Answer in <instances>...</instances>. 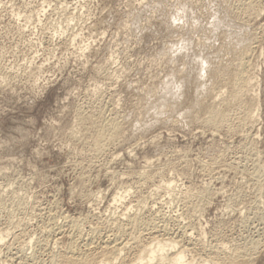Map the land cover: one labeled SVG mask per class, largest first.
<instances>
[{
  "label": "rangeland",
  "instance_id": "rangeland-1",
  "mask_svg": "<svg viewBox=\"0 0 264 264\" xmlns=\"http://www.w3.org/2000/svg\"><path fill=\"white\" fill-rule=\"evenodd\" d=\"M244 1L0 0V263L51 264L71 218L93 244L130 223L114 264H142L185 229L187 261L221 243L220 257L249 248L241 264H264V0ZM248 43L253 82L238 102L253 117L240 123L221 84ZM209 103L232 106L229 119L207 125ZM99 113L120 125L103 150L88 124Z\"/></svg>",
  "mask_w": 264,
  "mask_h": 264
},
{
  "label": "bare ground",
  "instance_id": "bare-ground-1",
  "mask_svg": "<svg viewBox=\"0 0 264 264\" xmlns=\"http://www.w3.org/2000/svg\"><path fill=\"white\" fill-rule=\"evenodd\" d=\"M249 1V0H248ZM247 1V2H248ZM245 2V5H246V0L244 1ZM254 2H256L254 0ZM253 2V3H254ZM243 3V2H242ZM259 3V2H258ZM255 4L253 5L252 4V1L245 6L243 7L245 10H255ZM259 6V5H257ZM257 6H256V9H257ZM243 10V9H242ZM250 11V12H251ZM245 12V11H243ZM255 12V11H253ZM252 12V13H253ZM249 13V12H248ZM239 15V14H236V16ZM251 15V14H250ZM252 35V33H251ZM255 37V35H254ZM252 38V37H251ZM256 38V37H255ZM254 39V38H253ZM249 44V43H248ZM252 47L249 45H243V47H241L240 50L236 51L235 53H233V58L231 61H229L228 64H230L229 68H226L224 67L223 70L226 71V74H227V77L226 78H223V81H222V84L221 86L222 87H225L227 88L228 90V96H226V99L224 97L223 102L224 103V100H227L228 103H230V100H234V102H236L239 107V105H242L240 107H242L241 109H244V114L239 118V122L242 123V122H245L246 120L249 121L248 119H252L253 115H252V111H248V109H246L248 106H249V101L248 100H243L244 102H238V98L245 92L246 88L249 87L251 84H252V77H250L247 73V70L249 68V51ZM234 50V49H233ZM206 59V58H205ZM193 63H194V60H192ZM197 62V61H196ZM204 62V60H203ZM205 62L208 64V62L205 60ZM212 62V61H211ZM215 62V61H214ZM191 63V64H193ZM210 63V62H209ZM206 64V65H207ZM211 67L213 64H210ZM208 66V65H207ZM209 68H203L201 66V68L203 69H209L210 71H212L211 67L208 66ZM215 71V70H213ZM217 71V70H216ZM208 72V71H207ZM213 73V72H212ZM187 74V73H186ZM210 74V72H209ZM190 74L188 73V76ZM192 75V73H191ZM215 75V74H214ZM216 76V75H215ZM191 77L192 79V76H189V78ZM213 77V76H212ZM212 79V78H211ZM214 80V79H213ZM221 83V82H220ZM220 87V86H219ZM222 91V90H221ZM217 92V91H216ZM252 94V93H251ZM250 94V95H251ZM249 95V94H248ZM249 95V96H250ZM253 95V94H252ZM214 96H216L214 94ZM228 97V98H227ZM212 100V99H211ZM219 102V105L220 103ZM232 102V101H231ZM208 103V102H207ZM226 103V102H225ZM224 103V104H225ZM207 105V104H206ZM217 106V104H215ZM232 105V103H231ZM230 105V106H231ZM106 106V105H105ZM114 106V105H112ZM214 106L213 103L208 105L207 107V117H205L204 121L207 125H210L212 127H217L218 124L224 122L225 120L229 119V115L230 113H228L230 110H231V107L230 109L228 110V106L225 107H219V106ZM103 107V106H102ZM237 107V108H238ZM227 108V109H226ZM236 108V109H237ZM235 111V110H234ZM103 112V111H102ZM92 114V113H91ZM100 115L103 114V113H99ZM97 115V118H95L93 120V117L91 119V122L88 123V124H92V127H93V130H95V135H94V145L96 147V149H102V147L106 144V142L108 141H113V140H116L118 138V133H119V121H117L116 119L114 118H105L103 117V115ZM91 116V115H90ZM88 116V117H90ZM112 116V115H111ZM115 115H113L114 117ZM80 117V116H79ZM83 117V116H82ZM81 117V122L82 121H86L84 118ZM87 117V115H86ZM85 117V118H86ZM116 117V116H115ZM84 119V120H82ZM89 119V118H87ZM238 119V118H237ZM90 120V119H89ZM88 121V120H87ZM86 123V124H87ZM83 124V123H82ZM81 124V125H82ZM85 126V125H84ZM90 127V125H88ZM86 128V127H85ZM95 128V129H94ZM90 131V130H89ZM103 150V149H102ZM170 183V182H169ZM168 184H165V187L168 188L170 185ZM126 192V191H125ZM121 195V194H120ZM117 196L115 197L114 199L118 200L119 198L121 197H124L123 196ZM112 199V198H111ZM115 200V201H116ZM121 202V201H120ZM135 214V213H134ZM132 216V215H131ZM130 216V217H131ZM63 217V216H62ZM129 217V216H128ZM129 217V218H130ZM140 217V216H138ZM151 217V216H150ZM154 217V215H153ZM66 218V217H65ZM143 218V217H142ZM177 218V217H176ZM79 219V218H78ZM139 219V220H138ZM133 218L132 217V222H131V225H136V224H139V223H142V225H146L147 229L150 227H148L147 225H151V228L154 229L153 231L155 232L156 231V234L157 232H161V234H172L174 233L173 231H171V227L168 226V224L165 222V221H161V224H157L155 222L154 219V222L151 220V218L149 219H146L145 220H140V218ZM131 220V219H130ZM66 221H68L70 223V226L72 227V230L74 231V235L75 237L72 238V240L70 242H68L67 244V247H66V250L65 252L62 254V255H58V256H55V255H51L50 257V261H51V264H114V260L116 258H118V256H120L119 254L121 253V250H123L124 248V241L126 237H121V235L127 233V230L130 229H127L129 224L127 225H123L122 223L118 224L117 227L115 228V230L111 233V234H108V236L103 240L101 241L99 244L96 243V244H93L94 240H93V234H86V233H82L80 232L79 230V226H78V221L76 219H66ZM121 222V221H119ZM127 222V221H126ZM129 222V221H128ZM45 223V222H44ZM91 224V223H90ZM172 224V223H171ZM187 224V223H186ZM116 225V224H115ZM130 225V226H131ZM141 225V224H139ZM96 226V225H95ZM181 226V225H179ZM82 227V226H81ZM115 227V226H114ZM132 227V226H131ZM134 227V226H133ZM139 227V226H138ZM176 227V226H175ZM145 228V226H144ZM8 229V228H7ZM50 229V227L48 228ZM57 229V228H56ZM55 229V230H56ZM134 229V228H133ZM150 229V228H149ZM150 229V230H152ZM178 229V227H177ZM181 229V227H180ZM184 229V228H183ZM58 230V229H57ZM82 230V229H81ZM112 230V229H111ZM149 230V235H151L152 237V240L153 238L155 237V233H153V231H150ZM176 230V229H175ZM186 230V229H185ZM182 231L179 235V240H176V238L178 239V237L176 236V238L172 237L171 236H168L167 237V240L165 239L164 237V241L162 238L157 239L155 241V244L152 245V246H149V245H146V246H149L148 248H144L145 245L141 248L145 251V255H137L136 259L138 260V263H141L142 260L145 259V261L142 263V264H151V262L154 260L155 264H194L192 263L191 261H187L185 259V251L188 250L189 246H190V237L189 235L190 234H187L186 231ZM93 233L96 231L93 229L92 230ZM132 231V230H131ZM144 231V229H143ZM177 232V231H175ZM56 233V231H55ZM68 233V232H67ZM133 233V232H132ZM131 233V234H132ZM190 233V232H189ZM57 234H60L57 232ZM86 234V235H84ZM105 234V233H104ZM159 234V233H158ZM159 234V235H161ZM176 234V233H175ZM107 235V234H106ZM126 235V234H125ZM146 235V234H145ZM174 235V234H173ZM177 235V234H176ZM14 236V235H13ZM95 236V234H94ZM1 237V236H0ZM5 237V236H4ZM3 237V238H4ZM79 238V240H78ZM121 238H123L122 240H120ZM150 238V237H149ZM156 239V238H154ZM257 239V238H256ZM96 240V238H95ZM127 240V239H126ZM151 240V239H150ZM168 241L169 243L168 244H173L172 246H175L174 244H179L180 243V246H179V249L173 251V252H169L167 250V248L165 249L164 245H166L167 243L165 242ZM128 242V241H127ZM43 243V242H42ZM61 243V242H60ZM152 243V242H151ZM258 243V242H257ZM46 244V243H45ZM57 244V243H56ZM128 244V243H127ZM126 244V245H127ZM149 244V243H148ZM221 244V243H220ZM218 244L216 246H214L215 248L210 251V252H207V258H205V264H209V263H215V264H241V263H248L249 261V253L247 254V250H249V248H237L235 251H233L231 254L227 252L226 257H220V255H218V251L219 250H222L223 249V244L222 246ZM209 245V244H208ZM42 246V245H41ZM49 246V245H48ZM192 247V246H191ZM208 247V246H207ZM245 247V246H244ZM252 248L254 247V245L251 246ZM1 248V247H0ZM193 248V247H192ZM213 248V247H212ZM226 247H224L225 249ZM141 249H140V253L141 254ZM207 249V248H206ZM211 250V248H210ZM226 250V249H225ZM51 251V250H50ZM56 251V250H55ZM251 251V250H250ZM52 252V251H51ZM206 252V251H205ZM220 252V251H219ZM223 252V251H222ZM1 253V252H0ZM53 253V252H52ZM225 253V252H224ZM254 253V252H253ZM48 254V253H47ZM51 254V253H49ZM54 254V253H53ZM58 254V253H57ZM56 254V255H57ZM61 254V253H60ZM209 254V255H208ZM211 254V255H210ZM223 254V253H222ZM248 256H247V255ZM35 255V253L33 254ZM25 256V254H24ZM224 256V255H223ZM252 255H250L251 257ZM20 257V256H19ZM18 257V259H19ZM26 259H30V258H27L28 256H25ZM21 258V257H20ZM24 259V258H23ZM24 259V260H26ZM252 259V258H251ZM202 260V261H203ZM19 261V260H18ZM118 261V260H117ZM5 262V261H4ZM7 262V261H6ZM2 263V262H1ZM0 263V264H1ZM3 264V263H2ZM5 264V263H4ZM43 264V263H42ZM137 264V263H136Z\"/></svg>",
  "mask_w": 264,
  "mask_h": 264
}]
</instances>
